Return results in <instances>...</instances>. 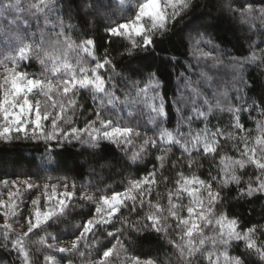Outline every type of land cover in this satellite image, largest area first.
<instances>
[{
  "label": "clouds",
  "instance_id": "1",
  "mask_svg": "<svg viewBox=\"0 0 264 264\" xmlns=\"http://www.w3.org/2000/svg\"><path fill=\"white\" fill-rule=\"evenodd\" d=\"M146 261L264 264V0H0V264Z\"/></svg>",
  "mask_w": 264,
  "mask_h": 264
},
{
  "label": "snow or ice",
  "instance_id": "2",
  "mask_svg": "<svg viewBox=\"0 0 264 264\" xmlns=\"http://www.w3.org/2000/svg\"><path fill=\"white\" fill-rule=\"evenodd\" d=\"M249 243H250V245H251L253 242H252V241H249ZM106 254L110 255L111 253H110V251H109V252L106 253ZM145 264H151V261H146Z\"/></svg>",
  "mask_w": 264,
  "mask_h": 264
}]
</instances>
